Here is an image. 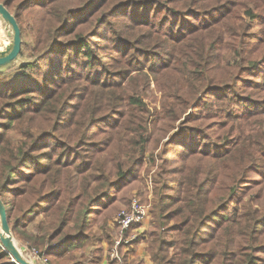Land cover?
I'll list each match as a JSON object with an SVG mask.
<instances>
[{
  "label": "trees",
  "instance_id": "trees-1",
  "mask_svg": "<svg viewBox=\"0 0 264 264\" xmlns=\"http://www.w3.org/2000/svg\"><path fill=\"white\" fill-rule=\"evenodd\" d=\"M0 2L22 34L31 15L36 56L0 76L15 236L88 264L74 250L136 190L153 264H264V0ZM0 264H16L1 246Z\"/></svg>",
  "mask_w": 264,
  "mask_h": 264
},
{
  "label": "rangeland",
  "instance_id": "rangeland-1",
  "mask_svg": "<svg viewBox=\"0 0 264 264\" xmlns=\"http://www.w3.org/2000/svg\"><path fill=\"white\" fill-rule=\"evenodd\" d=\"M27 12H29V11L25 10L24 14L27 15ZM30 18H31V15L30 16H23V19H24L23 26H24L25 30H24L23 34L21 33L22 42L24 41L28 45H32L33 42H34V30L30 29V24H31ZM256 27H257V25L255 23H253V29H256ZM13 47H14V29H13V26L10 24V22H9V20L7 18H4L0 14V57L10 54L12 52V50H13ZM35 60H36V56L34 55V53L32 51L26 50V54L25 55L19 54L16 59H14V60H12L10 62H7L6 64L0 66V73H1L0 76L2 78H4V79H7L9 75H12L14 77L20 78L21 77L19 75V73H20V70H19L20 69V65H22L25 62H34ZM147 166H148L147 168H149V172H148V175H147L148 176V181L151 182L152 176L155 174V171H156L157 167H156V165L154 166L150 160H148ZM133 196L140 197V199L142 200L143 203H145L148 206H150L149 207L150 215H149V219H148V222H147V226L144 228V230H142V229L138 230V232H141V230H142V234L143 233L145 234L144 235L145 237L143 239H146L147 232H148L149 228L153 225V216L151 214V195H149V200L147 199L148 201H145V200H143V198L139 194H137V191L134 190L132 195H131V199H132ZM125 207H127V206H125ZM116 217L117 216H115V218ZM37 223L38 222H34V223L29 224L28 227H27V231L28 232H33L35 230V228L37 227V225H38ZM109 223H112L114 228L116 227L114 219L110 220L108 222V224ZM106 229H107L106 227H104V228L100 227V226H96L95 227V231H96L97 234H100V235H106L107 234L106 236H108V237L107 238L105 237V239H108L107 244L109 245V248H110V246L113 244L114 238L116 237V235H115L116 232H114V230L107 231ZM1 231H2V229H1V222H0V234H1ZM13 235L15 237V240H16V243H17L18 247L21 249V252L24 254V256L28 260H30L31 262H34L35 264H43L41 261H39L37 259H34L32 257V255H30V253L32 251L30 250V248L28 247V245L26 244L25 241H23L22 239H19L17 236H15L14 233H13ZM143 239L139 236L136 241H141V243L139 242L138 244H142L143 243ZM95 241H100V240H94L93 242H95ZM89 242H91V241L89 240ZM90 244L91 243H89L88 251L93 250L92 246ZM92 245L99 247L98 243H92ZM0 246H1V248L3 250H5V248L3 247L1 242H0ZM136 247H137V245H135V248ZM85 248H86V244H85L84 247L79 248L77 250H74L75 255L78 258H83V257L87 256L86 253L85 254L83 253L84 251H81V250H83ZM97 250H98V248H97ZM147 250H148V248L146 249V244H145V247H143L141 251H145V253H146ZM104 253L105 252H102V255H104ZM106 254H107V252H106ZM8 256H9L10 261L12 262V257L10 256L9 253H8ZM106 258H107V260L110 261V259H109V257L107 255H106ZM135 259H137V261H139L140 260L139 255L134 257V259H132V260H135Z\"/></svg>",
  "mask_w": 264,
  "mask_h": 264
},
{
  "label": "built area",
  "instance_id": "built-area-1",
  "mask_svg": "<svg viewBox=\"0 0 264 264\" xmlns=\"http://www.w3.org/2000/svg\"><path fill=\"white\" fill-rule=\"evenodd\" d=\"M150 206L143 203L140 197L133 196L130 200V204L127 207L121 209L117 214L115 223L117 225V236L114 238L113 244L108 250V257L112 262L123 264L124 253L122 248H129L133 242L140 236L144 238L145 234H142V230L146 227L150 215ZM142 229L141 232H138ZM122 250V251H121ZM30 255L34 259L41 261L43 264H48V260L41 257L36 249H32Z\"/></svg>",
  "mask_w": 264,
  "mask_h": 264
},
{
  "label": "water",
  "instance_id": "water-1",
  "mask_svg": "<svg viewBox=\"0 0 264 264\" xmlns=\"http://www.w3.org/2000/svg\"><path fill=\"white\" fill-rule=\"evenodd\" d=\"M0 14L4 18H7L14 29V47L10 54L0 57V66L10 62L18 57L21 52L22 39H21V29L16 18L13 14L0 2ZM0 222H1V234L0 242L5 248V250L12 257V262L16 264H35L28 260L21 249L18 247L15 237L13 235L12 228L9 223L7 208L5 202L0 196Z\"/></svg>",
  "mask_w": 264,
  "mask_h": 264
},
{
  "label": "crops",
  "instance_id": "crops-1",
  "mask_svg": "<svg viewBox=\"0 0 264 264\" xmlns=\"http://www.w3.org/2000/svg\"><path fill=\"white\" fill-rule=\"evenodd\" d=\"M115 219H114V221H115ZM42 220H43L42 217H39L37 219L38 222H40ZM145 225L147 226V222ZM115 226L116 227L114 228L113 224L109 223L107 226V229H108V231L114 230V232H116L115 235L117 236L118 231H117L116 223H115ZM90 241L91 242H89V240H88L86 242V248L81 250V251H84L83 253L84 254L86 253L87 256H91L88 264H117L115 262H112L111 260L110 261L107 260V258H106V255L108 256V250H109V245L107 244L108 239L102 238L101 241H95V242H93L94 240H90ZM139 242L141 243V241L133 242V244H131L129 246V248L125 249V252H124V248H122L123 253H124V259H123L124 263L123 264L134 263V260H132V259H134V257H136L138 255L140 257L139 261H141V264H153L151 256H150L149 252H147L148 250L146 251V253H145V251H141L142 248L145 247V244H146V249L148 248V239H143L142 244H138ZM89 243H91L90 245L92 246L93 250L88 251ZM92 243H98L99 247L93 246ZM135 245H137V247H136L137 249L135 248ZM97 248H98V250H97ZM75 250H77V249H75ZM102 252H105L104 255H102ZM106 252H107V254H106ZM135 260H137V259H135Z\"/></svg>",
  "mask_w": 264,
  "mask_h": 264
}]
</instances>
